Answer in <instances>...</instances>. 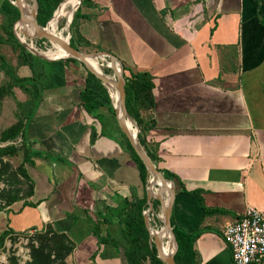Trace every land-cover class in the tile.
I'll list each match as a JSON object with an SVG mask.
<instances>
[{"label": "crops", "instance_id": "obj_1", "mask_svg": "<svg viewBox=\"0 0 264 264\" xmlns=\"http://www.w3.org/2000/svg\"><path fill=\"white\" fill-rule=\"evenodd\" d=\"M78 13L80 50H105L125 73L151 76L155 123L145 138L157 169L172 175V225L195 233L196 264H230L222 226L247 204L264 212V0H83ZM48 60L40 96L21 113L32 191L0 208V230L65 233L66 264H129L119 218L127 201L142 199L154 246L161 202L149 190L156 185L146 170L140 175L114 109L81 104L85 65ZM108 69L102 73L114 76ZM16 71L29 73L26 65Z\"/></svg>", "mask_w": 264, "mask_h": 264}, {"label": "trees", "instance_id": "obj_2", "mask_svg": "<svg viewBox=\"0 0 264 264\" xmlns=\"http://www.w3.org/2000/svg\"><path fill=\"white\" fill-rule=\"evenodd\" d=\"M61 1L63 0H36V21L43 25L45 21L50 17L57 3H60ZM82 2L83 0H79L78 5L72 12L71 21H69L68 23V30L76 32V34L74 33V35L70 33L68 41L70 45L76 48H78L80 38V34H78L76 31V23L77 17L80 16V13H78L79 5L82 4ZM2 3L3 8L6 12L5 20L9 21L6 23V25H8L11 21L17 18L18 13L15 6L9 0H2ZM9 12L12 13L11 17L8 15ZM51 17L48 19L45 26L50 22ZM24 24L25 23H21L20 21H17L15 23V32L19 37ZM7 28L8 26L5 27L4 30L6 31ZM16 43L18 45V52L14 65L9 64L3 57V54L0 52V68L8 77L6 85L9 89H11V87L15 85L28 93V96L23 101V103H21L20 101H16V104L23 105L26 104L25 102L31 103L32 99L35 100L40 96L39 91L42 86L46 83L47 78L50 74L49 71H45L44 65H46V63L48 62L50 63V61L32 53L20 41H16ZM66 58L78 60L72 56H66ZM78 62L81 63L79 60ZM19 65H26L29 69V73L18 74L16 72V69ZM85 71L86 74L84 77V86L78 93L81 104L86 109H89L91 107H97L105 103L108 108L112 111L113 108L111 106L108 94L100 79L86 68ZM122 76L124 79L123 88L126 111L138 126V131L136 132L137 140L148 155V157L151 159V161L156 164L159 159L156 153V148L145 138L146 131L150 127L154 126L155 123L153 118L148 114L149 108L152 106L153 103V96L151 92V76L145 72H129V74H127L124 72L123 69ZM25 121L26 120H23V122L19 120L15 121L8 127L2 129L0 131V139L4 140L6 138L13 137L18 132H20V134L22 135L25 127ZM125 142L128 148L130 149L131 155L136 164L138 165L140 175L143 178L145 174V167L140 158L136 155V153L130 146L126 138ZM14 149L15 147L12 144L0 145V154L11 152ZM27 152V146H25V144L23 143L20 171L25 179L27 177L24 171L23 163L27 162ZM162 174L165 177L172 176L166 170H162ZM25 181L27 184L26 190L24 192H21L20 194H17L15 190L11 194H9V192H0V197L3 198V202L2 205H0V208L22 196H26L31 193L32 182H30V180ZM165 187L168 188L167 184L165 185ZM154 202L157 201L154 200ZM143 205L144 204L142 202V199L127 201V205H125L123 208L126 210L125 214L119 218V220L124 223L123 234L128 243V246L124 247V254L129 264H141V260L145 257L148 258L150 264H163V261L156 256L155 247L147 245V231L144 227L141 213ZM202 207L205 213L209 212V208L205 206ZM169 221L177 244L176 249L173 253L175 263L196 264L197 262L195 258V251L192 248L191 243L193 235L195 233H193V235L191 236H188L187 233L178 232L172 225L171 217H169ZM44 229L45 231L36 232L37 245L35 247H32V264H49L52 260L49 257L50 251L54 252L55 259L61 260L62 257L67 254L72 247V242L69 240L65 233L51 228ZM10 231V228L7 226L0 230V242L4 238V236Z\"/></svg>", "mask_w": 264, "mask_h": 264}, {"label": "rangeland", "instance_id": "obj_3", "mask_svg": "<svg viewBox=\"0 0 264 264\" xmlns=\"http://www.w3.org/2000/svg\"><path fill=\"white\" fill-rule=\"evenodd\" d=\"M8 15L11 17L12 13L9 12ZM5 17L6 12L3 8L2 0H0V52L3 54V57L9 64L14 65L18 52V45L16 41L20 40L16 36V27H14V22L16 19L11 21L10 24L6 25V23L9 21H6ZM65 18L66 16H60L58 18L57 24L60 25L62 23L61 25L66 26V24H64V20L66 21L67 18ZM7 26L8 28L5 31L4 28ZM62 27L57 26V28H60L61 34H63L64 37L66 34L71 33V30L69 31L68 27L64 29H62ZM42 38L43 37H35V35L31 38L25 36L24 41L27 43L32 42L33 46L37 50L46 49V47L50 46V42L46 38ZM81 50L86 51L87 48H81ZM95 58L97 61H99L98 65L100 69L103 68L106 72L109 71V67L106 65V62L100 58V56ZM104 58L108 60L107 56H104ZM46 64L48 66V63ZM109 73H111V71ZM7 78V75L0 68V131L15 121L19 120L23 122V118H21V112L25 109V106L16 104V101H19L18 99L22 96V94L27 96L26 91L20 89L18 90L17 87H13L15 88L14 92L12 87L9 89L6 85ZM20 102L23 103L22 101ZM25 117H29L27 112ZM3 144H12L15 149L11 152L0 154V192H9V194H11L15 190L17 194H20L21 192H24L27 187L25 181L26 179L24 176H22L20 171L23 146L20 132L16 133L13 137H9L4 140L0 139V145ZM2 202L3 198L0 197V205H2ZM158 223L159 221L157 224ZM42 231H45V229L36 228L23 231L11 230L8 232L0 242V264H32V247L37 245L36 232ZM49 257L52 259L49 264H66L67 262V254H65L62 259L59 260L55 259L54 252L50 251Z\"/></svg>", "mask_w": 264, "mask_h": 264}, {"label": "water", "instance_id": "obj_4", "mask_svg": "<svg viewBox=\"0 0 264 264\" xmlns=\"http://www.w3.org/2000/svg\"><path fill=\"white\" fill-rule=\"evenodd\" d=\"M9 1L15 6V8L17 10L18 15H17L16 20L20 21L21 23H25L27 18L21 9L20 0H9ZM31 1H32L33 6H34V20H32V24H30L32 30L35 32L37 37L46 38L48 41H57V39L54 37L53 34L44 30V26L47 23L48 19L52 16V13L55 10V8L58 6L59 2L57 3L56 7L53 9L50 17L45 21V23L43 25H41L35 19L36 6H37L36 0H31ZM74 8H76V7H74ZM69 21H70V19L65 22L66 27H68ZM68 35L69 34H67V40L66 41H62V40L60 41L63 48L67 52L66 56H72V57L77 58L78 60H80L85 65V67L90 72H92L96 77H98L102 83H104L106 85L111 84L115 88L117 97H116L115 104L112 103V106L114 109V115H115L117 124H118L119 128L121 129V131L123 132V134L125 135L127 141L129 142L130 146L132 147V149L134 150L136 155L142 161L146 172L151 175V177L149 178L150 186H152L153 184L156 185V182H155L156 178L159 179L161 182L165 181V180H169V182H171V186L167 191L166 199H163L162 196H160L158 194L153 195V196L157 197L161 202V216H160L161 225H160L159 229L157 230V232H152L151 235H152V241H153L154 246H155L156 255L159 259H161L163 261V264H176L174 261V258H173V253L176 249L177 244H176V240H175L173 231L171 229L170 221H169L170 205H171L172 196H173V192H174V188L172 186L173 180H171L170 178H167L161 174V172L157 169L155 164L151 161V159L148 157V155L146 154V152L144 151V149L142 148V146L139 144V142L137 140L136 132L138 131V126L136 125L134 120L128 115V113L126 111V107H125L124 88H123L124 79L122 76V65L119 61H117L119 69H116L115 67H111L114 76H108L107 74L102 73L100 70L96 69L92 64H90L88 62L87 57L88 56L97 57L100 55H107L109 57L110 62H112V63H114V61H115L114 57L105 50L82 51L79 48L73 47L72 45H70V43L68 41ZM19 40L32 53H34L40 57H43V58H47V59L52 58V57H48V56H45L44 54L40 53L38 50L34 49L27 42H25L21 39H19ZM117 106L120 108L119 110H118ZM126 119L131 120L132 124H134L135 131L133 134L130 133V130L126 124ZM164 231H168L170 236L172 237V240H173V249L169 253H164L163 250L161 249L162 232H164Z\"/></svg>", "mask_w": 264, "mask_h": 264}, {"label": "bare ground", "instance_id": "obj_5", "mask_svg": "<svg viewBox=\"0 0 264 264\" xmlns=\"http://www.w3.org/2000/svg\"><path fill=\"white\" fill-rule=\"evenodd\" d=\"M29 1H31V0H20L21 9L24 12V15L26 16L27 19H26L25 24L22 28L20 37L17 34H16V36L23 41L25 40V36H28L29 38H31L35 35V37H37V35L35 34V32L32 30V28L30 26V24H32V20H34V6L31 3L32 1L31 2H29ZM77 4H78V0H63L55 8V10L52 13L51 20L46 26H44V30L53 34L54 37L57 39V41H49L50 46L46 47V49L38 50L40 53L44 54L45 56L52 57V58H58L60 56H66L67 55V52L65 51V49L63 48V46L60 42L61 40L62 41L67 40V34L65 35V37L63 36V34H61L60 28H57V20L60 16L61 17L66 16V18H67V19L65 18L66 21L69 20L71 18L72 10L74 9V7H76ZM64 10H65V12H64ZM17 21L18 20H16L14 22V27H15V23ZM64 28H66V26L62 27V29H64ZM28 44H30L34 49H36L33 46L32 42H28ZM104 56L105 55H100V58H102L106 62V65L108 67H115L116 69H119L117 62L114 61V63H112V62H110L109 59L106 60L104 58ZM87 60L96 69H98L102 72V69H100L99 65H98L99 61H97L95 57L88 56ZM108 76H110V75H108ZM107 85H108V89H109L110 95L112 97L113 103L115 104L116 97H117L116 96V90L111 84H107ZM117 108H118V110L120 109L118 106H117ZM126 124L130 130V133L133 134L135 131V127H134V124H132V121L129 119H126ZM155 182H156L157 186L154 188H151L149 190V194L152 196L154 194H158V195L162 196L163 199H166L167 191L171 186V182H169V180H165V181L161 182L157 178L155 179ZM166 184H169L168 188L165 187ZM164 193H165V195H164ZM159 216H160V214H159ZM158 229H159V227L154 228L152 231L157 232ZM161 245H162L161 249L163 250L164 253H169L173 249V240H172V237L170 236L168 231L162 232V243H161Z\"/></svg>", "mask_w": 264, "mask_h": 264}, {"label": "built area", "instance_id": "obj_6", "mask_svg": "<svg viewBox=\"0 0 264 264\" xmlns=\"http://www.w3.org/2000/svg\"><path fill=\"white\" fill-rule=\"evenodd\" d=\"M232 264H263L264 213L252 204L221 228Z\"/></svg>", "mask_w": 264, "mask_h": 264}]
</instances>
